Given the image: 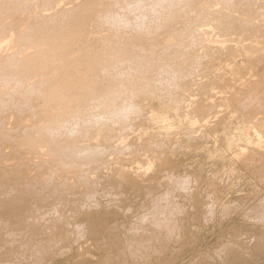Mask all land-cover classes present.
<instances>
[{"label":"rangeland","instance_id":"obj_1","mask_svg":"<svg viewBox=\"0 0 264 264\" xmlns=\"http://www.w3.org/2000/svg\"><path fill=\"white\" fill-rule=\"evenodd\" d=\"M131 1L0 0V264H264V0Z\"/></svg>","mask_w":264,"mask_h":264},{"label":"bare ground","instance_id":"obj_2","mask_svg":"<svg viewBox=\"0 0 264 264\" xmlns=\"http://www.w3.org/2000/svg\"><path fill=\"white\" fill-rule=\"evenodd\" d=\"M134 1V0H133ZM133 1H131V2H133ZM141 1V0H140ZM160 1V0H159ZM158 1V2H159ZM141 2H143V0L141 1ZM140 2V3H141ZM149 2V1H148ZM148 2H146V3H148ZM150 3L152 4V1L151 2H149V5H150ZM160 3V2H159ZM126 4V3H125ZM137 4V3H136ZM143 5H145V3H143ZM154 5V4H153ZM115 6H116V4H115ZM126 6V5H125ZM141 6V5H140ZM162 6V5H161ZM152 7V6H151ZM160 8V7H159ZM167 8V7H166ZM130 9H131V7H130ZM150 9V8H149ZM164 9V8H163ZM157 10V9H156ZM109 11V10H108ZM122 11V10H121ZM131 11V10H130ZM124 12V11H123ZM114 13V12H113ZM116 13V12H115ZM118 13V12H117ZM109 14V13H108ZM98 15V14H97ZM116 15V14H115ZM115 15H111V16H115ZM119 15V14H118ZM122 16V15H121ZM107 17H108V15H107ZM116 17H117V15H116ZM127 17V16H126ZM115 18V17H114ZM113 18V19H114ZM74 19V18H73ZM112 19V20H113ZM125 19V18H124ZM115 20V19H114ZM122 20V19H121ZM130 20V19H129ZM142 20V19H141ZM146 20V19H145ZM109 21V20H108ZM117 20H115L114 22H116ZM124 21H126V20H124ZM133 21V20H132ZM118 22V21H117ZM120 22V21H119ZM107 23V22H106ZM140 23V22H139ZM146 23H147V21H146ZM112 24V23H111ZM132 26V25H131ZM138 26H140V25H138ZM142 27V26H141ZM127 28V27H126ZM119 29V28H118ZM157 29V28H156ZM12 30V29H11ZM158 30V29H157ZM128 31V30H127ZM41 34H43V33H41ZM153 34V33H152ZM62 35H63V33H62ZM148 35V34H147ZM150 35V34H149ZM4 37V36H3ZM58 37V36H57ZM138 37V36H137ZM153 36H151L150 38H152ZM156 37H157V35H156ZM155 37V38H156ZM149 38V37H148ZM44 39V38H43ZM133 39V38H132ZM157 40V39H156ZM3 40H0V44H1V42H2ZM46 41V40H45ZM61 41V40H60ZM47 42V41H46ZM45 42V43H46ZM55 42V41H54ZM108 42V41H107ZM150 42V41H149ZM143 43V42H142ZM144 43H145V41H144ZM56 44V43H55ZM57 44H58V42H57ZM147 44H149V43H147ZM20 45V44H19ZM143 45H145V44H143ZM46 46V45H45ZM48 46V45H47ZM53 46H54V44H53ZM87 49V48H86ZM34 50V49H33ZM47 51V50H46ZM56 51V50H55ZM43 52V51H42ZM99 53V52H98ZM101 55V54H100ZM115 55V54H114ZM95 56V55H94ZM106 56V55H105ZM13 57V56H12ZM22 57H24V56H15L14 58L15 59H12V62H14V63H20V64H23V63H26V62H24L25 60H23V58ZM96 57V56H95ZM130 58V57H129ZM22 59V60H21ZM24 59H26V58H24ZM89 59H90V57H89ZM63 60V59H62ZM86 61V60H85ZM111 61V60H110ZM131 62V61H130ZM17 63V64H18ZM111 63V62H110ZM113 65V64H112ZM92 66V65H91ZM95 67H96V65H95ZM45 68V67H44ZM48 68V67H47ZM46 68V69H47ZM41 69V68H40ZM45 70V69H44ZM37 72V71H36ZM43 72V71H42ZM50 73V72H49ZM48 73V74H49ZM34 74V73H33ZM44 74V73H43ZM59 75V74H58ZM45 76V75H44ZM46 78V77H45ZM48 78V77H47ZM51 84V83H50ZM54 85V84H53ZM60 86V85H59ZM107 86V85H106ZM55 87V86H54ZM61 87H62V85L60 86V89H61ZM109 88V87H108ZM63 89V88H62ZM61 89V90H62ZM69 89H71V88H69ZM54 90V89H53ZM64 90V89H63ZM66 91V90H65ZM70 92V91H69ZM38 93V92H37ZM260 94V93H259ZM0 95H1V92H0ZM8 94H6L5 96H7ZM250 95V94H249ZM4 96V97H5ZM252 96V95H251ZM4 100H6V99H4ZM260 101V100H259ZM254 102V101H253ZM26 103L27 104H30L31 102H30V100L29 101H26ZM26 104V105H27ZM31 106V105H30ZM252 108V107H251ZM255 108V107H254ZM121 110V109H120ZM48 111V110H47ZM121 111H125V113L124 114H126L128 111L129 112H132V111H135V108H134V106H132V105H130V104H127V105H124L123 107H122V110ZM120 111V112H121ZM128 114V113H127ZM124 117H126V115H124ZM89 124V123H88ZM73 127V126H72ZM161 145V144H160ZM77 147V146H76ZM65 149V148H64ZM64 149H63V153H64ZM67 149V148H66ZM65 149V150H66ZM73 149V150H72ZM71 150H70V148H68V150H70L71 152L69 153V152H66L67 154L69 153V154H71L72 152L74 153V154H77V155H81V156H86V158H91V159H93V158H95L96 156H98L102 151H103V148H101V147H99V146H96V147H91V146H89V147H80V146H78L77 148H75L74 149V147L72 148ZM62 150V149H61ZM67 150V151H68ZM60 152H62V151H60ZM71 156V155H70ZM75 156V155H74ZM100 156V155H99ZM80 157V156H79ZM76 158H78V156H76ZM96 159V158H95ZM90 160V159H89ZM183 177V176H182ZM175 177V178H173V182H172V184H175L176 186H182V187H184V186H186V182H187V180H186V177ZM3 191V190H2ZM1 192V191H0ZM4 192V191H3ZM10 192V191H9ZM17 193V192H16ZM12 194V193H11ZM11 194H10V196H11ZM4 196V195H3ZM9 196V197H10ZM7 197V196H6ZM1 198V197H0ZM11 202H13L12 200H10ZM0 211H1V209H0ZM3 211H4V209H3ZM11 211V210H10ZM235 211V210H234ZM5 218V217H4ZM141 218V217H140ZM0 220H2V219H0ZM1 222V221H0ZM156 222V221H155ZM53 224V223H52ZM175 227V226H174ZM55 230V229H54ZM55 232V231H54ZM134 243V242H133ZM39 246V245H38ZM45 246V245H44ZM43 247V246H42ZM36 248V247H35ZM44 249H46L45 247H44ZM43 249V251H47V249L46 250H44ZM42 250V249H41ZM39 254H40V252H38ZM43 253V252H42ZM39 254L37 255V257L39 256ZM44 254H42V256H43ZM45 258V257H44ZM47 258V257H46ZM38 258H36V260H37ZM39 260H41L40 259V256H39ZM39 262V261H38ZM42 264V263H41Z\"/></svg>","mask_w":264,"mask_h":264}]
</instances>
